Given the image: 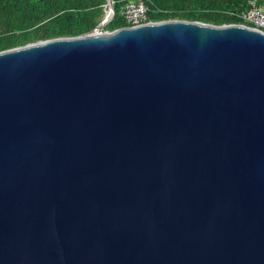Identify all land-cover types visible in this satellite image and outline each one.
<instances>
[{"label":"water","instance_id":"obj_1","mask_svg":"<svg viewBox=\"0 0 264 264\" xmlns=\"http://www.w3.org/2000/svg\"><path fill=\"white\" fill-rule=\"evenodd\" d=\"M102 26L0 51V264H264V30Z\"/></svg>","mask_w":264,"mask_h":264},{"label":"trees","instance_id":"obj_2","mask_svg":"<svg viewBox=\"0 0 264 264\" xmlns=\"http://www.w3.org/2000/svg\"><path fill=\"white\" fill-rule=\"evenodd\" d=\"M127 0H113L114 15L104 26L111 31L127 26L120 14ZM250 1L264 0H145L149 21L197 20L221 25L248 24L241 13ZM106 0H0V51L40 39L76 36L101 20Z\"/></svg>","mask_w":264,"mask_h":264},{"label":"built area","instance_id":"obj_3","mask_svg":"<svg viewBox=\"0 0 264 264\" xmlns=\"http://www.w3.org/2000/svg\"><path fill=\"white\" fill-rule=\"evenodd\" d=\"M249 4V9L241 13V18H243L246 22L251 23V26L264 30V2L256 4L255 2L250 1ZM147 11L148 8L145 0H127L121 6L120 14L125 19L127 26H136L150 22L147 19Z\"/></svg>","mask_w":264,"mask_h":264},{"label":"rangeland","instance_id":"obj_4","mask_svg":"<svg viewBox=\"0 0 264 264\" xmlns=\"http://www.w3.org/2000/svg\"><path fill=\"white\" fill-rule=\"evenodd\" d=\"M107 8H108V6L105 7V11H106ZM105 11H104V13H103V16H102L101 20L99 21V24H101V25H103V26L100 27V28L98 29V31H106V30L104 29V26L109 22L108 20L110 19V15H109V18H108V19L105 18V13H106Z\"/></svg>","mask_w":264,"mask_h":264},{"label":"bare ground","instance_id":"obj_5","mask_svg":"<svg viewBox=\"0 0 264 264\" xmlns=\"http://www.w3.org/2000/svg\"><path fill=\"white\" fill-rule=\"evenodd\" d=\"M108 6V5H107ZM106 13H105V18H109V15H110V11H109V8H107L106 9V11H105Z\"/></svg>","mask_w":264,"mask_h":264}]
</instances>
